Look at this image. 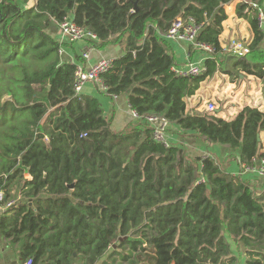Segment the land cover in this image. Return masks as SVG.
Returning <instances> with one entry per match:
<instances>
[{
    "label": "trees",
    "instance_id": "trees-1",
    "mask_svg": "<svg viewBox=\"0 0 264 264\" xmlns=\"http://www.w3.org/2000/svg\"><path fill=\"white\" fill-rule=\"evenodd\" d=\"M263 1L240 4L237 16ZM232 2L37 0L26 8L0 0V207L16 191L21 199L1 230L19 245L22 264H98L111 250L109 258L128 264H243V256L264 264V203L214 158L166 148L145 120L163 116L184 134L229 146L246 167L264 158L259 109L229 120L187 113V99L221 64ZM68 15L100 48H122L102 80L109 95L127 96L142 118L135 126L113 131L99 99L75 95L77 67L54 35ZM178 17L203 25L197 41L214 49L198 77L172 71L164 35ZM249 20L250 52L233 67L264 80V31L257 12Z\"/></svg>",
    "mask_w": 264,
    "mask_h": 264
},
{
    "label": "crops",
    "instance_id": "crops-1",
    "mask_svg": "<svg viewBox=\"0 0 264 264\" xmlns=\"http://www.w3.org/2000/svg\"><path fill=\"white\" fill-rule=\"evenodd\" d=\"M36 2L37 0H35ZM247 2L248 0H233L230 5L225 7L228 18L223 23V33L220 37L221 47L224 50L220 55L221 64H219L218 71L214 77L202 84L194 97L187 99L188 114H203V110L210 102H221V107L217 106L220 111L219 114L230 116L231 119L235 118L246 107L257 108L264 112V80L235 70L233 62L228 58L231 54L229 48L233 40H240L248 45L253 40L249 19L256 15V12L247 9L244 12L246 14L245 18L237 16L238 6ZM261 7L264 9V1ZM54 35L58 41L61 40L58 24L55 27ZM166 41L169 43V52L175 57V65L179 68L186 67L190 62L206 61L207 57L202 51L196 50L185 43ZM84 47H86L85 43H67L63 49V58L66 61H73L75 64L81 63L84 67H89L102 59H116L123 53L120 46L100 48L99 44L92 52L90 59L85 61L81 58V52ZM222 65H226L228 68L226 67L227 69L222 70ZM236 72L237 75H235L236 79L234 80ZM82 96L99 99L104 115L107 119L112 120L111 127L113 131L119 133L136 125L137 121L132 116L127 96L113 99L100 92L98 87L92 83L86 84ZM202 100L207 101L202 106H199ZM168 139L172 145L181 148L190 159L198 157L214 158L227 173L247 184L258 201L264 203V177H260L254 172L242 170L237 153L229 146L210 144L200 136L184 134L173 124L168 131ZM260 142L262 145L261 153H264V132L260 134ZM260 159L258 158L255 161L254 166L259 164ZM5 215V211L0 207V264H22L19 255V245L13 244L12 238H7L2 233L1 225ZM242 263L245 264L244 256Z\"/></svg>",
    "mask_w": 264,
    "mask_h": 264
},
{
    "label": "built area",
    "instance_id": "built-area-1",
    "mask_svg": "<svg viewBox=\"0 0 264 264\" xmlns=\"http://www.w3.org/2000/svg\"><path fill=\"white\" fill-rule=\"evenodd\" d=\"M250 6L253 10L257 12V19L259 22V27L264 31V9L258 3H250ZM58 27L61 34L60 43L62 44H74V43H85L81 52V58L85 61H88L91 57L92 52L100 44L98 37L87 31L84 28L79 27L75 22L73 15H68L58 23ZM203 28V25L198 24L194 19H186L184 17H178L173 23L169 31L164 35V38L170 42H181L192 46L194 49L202 51L206 55L207 60L209 57H212L214 54V49L208 45L198 43V36ZM63 49L61 50V55L63 56ZM230 53L239 58L245 59L250 52L249 45L240 40H233L229 48ZM115 59H102L89 67H84L81 63L75 64L71 61L70 63L76 65L75 73V84H74V93L76 96H82L86 84L92 83L95 84L99 91L110 96L113 99H117L116 96H111L108 93V87L104 84L102 80V75L110 71L113 67ZM205 62L193 63L190 62L184 68H179L174 66L172 71L178 77H198L205 72ZM206 114L214 115L216 117L229 120L230 116H222L219 114V109L215 103H208L206 105ZM132 116L136 121H140L142 118L132 111ZM146 123L153 130L154 138L156 141L162 143L166 148H169L172 143L168 139V131L172 125L169 120L163 116H151L147 117ZM242 170L247 172H254L260 177H264V158L259 160V164L253 167H246L241 164ZM27 179H30L29 175H26ZM3 200V194H0V202ZM18 201H12L6 204L2 209L4 211L9 210L12 206L16 205ZM26 264H32V261H29Z\"/></svg>",
    "mask_w": 264,
    "mask_h": 264
},
{
    "label": "rangeland",
    "instance_id": "rangeland-1",
    "mask_svg": "<svg viewBox=\"0 0 264 264\" xmlns=\"http://www.w3.org/2000/svg\"><path fill=\"white\" fill-rule=\"evenodd\" d=\"M19 2L22 4V5H24L26 8H28V7H32V5L35 3V0H19ZM229 60L231 61V62H233V64L235 63V62H237L238 60H240L239 58H237V57H235V56H233L232 54H230L229 55ZM221 63V62H220ZM223 64V63H222ZM224 66V67H223ZM228 68V66H226V65H222V70H225V69H227ZM235 75H237V72L234 74V76ZM212 78H210V79H208V81L209 80H211ZM234 80L236 79V76L233 78ZM205 101H207V100H205ZM205 101H201L200 103H199V106H202L203 104H204V102ZM211 103V102H210ZM218 107H221V105H222V103L221 102H217V103H215ZM207 112H206V109H204L203 110V114H206ZM14 200L15 201H20L21 199H20V195H19V191H16V194H15V198H14ZM121 242V239L117 242V244H115V246L114 247H116V248H114V250H116V251H118V252H120V248H119V243ZM238 250V249H237ZM111 252H112V250L105 256V257H103L101 260H100V262L98 263V264H104V263H107V264H128V263H122L121 262V257H119V256H115L114 258L115 259H117V262H115V261H113L112 260V258H109V256H110V254H111ZM123 252V251H122ZM77 264H80V261L78 260L77 262H76ZM142 264H148V262H146V263H142Z\"/></svg>",
    "mask_w": 264,
    "mask_h": 264
},
{
    "label": "water",
    "instance_id": "water-1",
    "mask_svg": "<svg viewBox=\"0 0 264 264\" xmlns=\"http://www.w3.org/2000/svg\"><path fill=\"white\" fill-rule=\"evenodd\" d=\"M258 140L260 141V136L258 137ZM70 188L73 189L74 188V185L71 186ZM114 248H116V247H114Z\"/></svg>",
    "mask_w": 264,
    "mask_h": 264
}]
</instances>
